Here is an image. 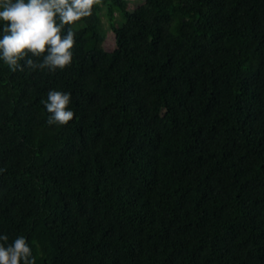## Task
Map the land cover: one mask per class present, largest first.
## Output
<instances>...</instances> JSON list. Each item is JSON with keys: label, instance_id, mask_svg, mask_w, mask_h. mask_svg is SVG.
Returning <instances> with one entry per match:
<instances>
[{"label": "trees", "instance_id": "trees-1", "mask_svg": "<svg viewBox=\"0 0 264 264\" xmlns=\"http://www.w3.org/2000/svg\"><path fill=\"white\" fill-rule=\"evenodd\" d=\"M69 28L63 70L0 59L4 243L36 264H264V0H100Z\"/></svg>", "mask_w": 264, "mask_h": 264}, {"label": "clouds", "instance_id": "clouds-1", "mask_svg": "<svg viewBox=\"0 0 264 264\" xmlns=\"http://www.w3.org/2000/svg\"><path fill=\"white\" fill-rule=\"evenodd\" d=\"M100 0H0V21L5 22L0 38V59L13 72L49 70L69 67L73 60L75 33L65 26L73 25L92 15ZM38 58L34 61L29 56ZM42 57V60L39 58ZM27 58V59H26ZM21 61H25L21 65ZM71 93L50 90L44 101L50 116L49 125L66 126L75 118L71 110ZM0 234V264H36L32 249L24 236L10 244Z\"/></svg>", "mask_w": 264, "mask_h": 264}, {"label": "rangeland", "instance_id": "rangeland-1", "mask_svg": "<svg viewBox=\"0 0 264 264\" xmlns=\"http://www.w3.org/2000/svg\"><path fill=\"white\" fill-rule=\"evenodd\" d=\"M136 5H137L136 3L132 2V3L130 4V8H131V9H135V8L137 7ZM114 46H115V44H114V39H113V37H107V40H106V42H105V47H106L107 49H109V50H113Z\"/></svg>", "mask_w": 264, "mask_h": 264}]
</instances>
